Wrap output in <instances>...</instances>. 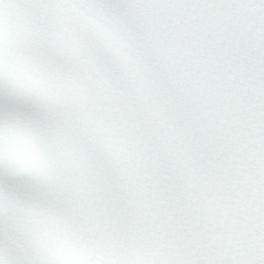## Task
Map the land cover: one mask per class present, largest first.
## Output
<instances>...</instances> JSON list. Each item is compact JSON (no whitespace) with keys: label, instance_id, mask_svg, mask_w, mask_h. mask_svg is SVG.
Wrapping results in <instances>:
<instances>
[{"label":"snow or ice","instance_id":"1","mask_svg":"<svg viewBox=\"0 0 264 264\" xmlns=\"http://www.w3.org/2000/svg\"><path fill=\"white\" fill-rule=\"evenodd\" d=\"M0 264H264V0H0Z\"/></svg>","mask_w":264,"mask_h":264}]
</instances>
